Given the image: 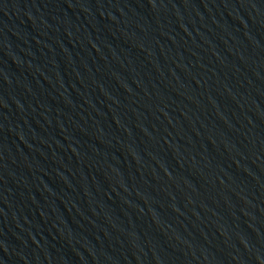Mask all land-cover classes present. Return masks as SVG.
<instances>
[{
  "label": "water",
  "instance_id": "95a60500",
  "mask_svg": "<svg viewBox=\"0 0 264 264\" xmlns=\"http://www.w3.org/2000/svg\"><path fill=\"white\" fill-rule=\"evenodd\" d=\"M0 264H264V0H0Z\"/></svg>",
  "mask_w": 264,
  "mask_h": 264
}]
</instances>
